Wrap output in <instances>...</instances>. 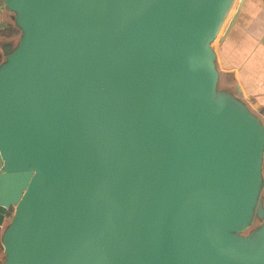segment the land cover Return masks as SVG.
Returning <instances> with one entry per match:
<instances>
[{"label": "water", "instance_id": "obj_1", "mask_svg": "<svg viewBox=\"0 0 264 264\" xmlns=\"http://www.w3.org/2000/svg\"><path fill=\"white\" fill-rule=\"evenodd\" d=\"M233 2L1 0L0 264H264V124L212 46Z\"/></svg>", "mask_w": 264, "mask_h": 264}, {"label": "crops", "instance_id": "obj_2", "mask_svg": "<svg viewBox=\"0 0 264 264\" xmlns=\"http://www.w3.org/2000/svg\"><path fill=\"white\" fill-rule=\"evenodd\" d=\"M212 46L219 84L236 88L250 109L264 107V0H237Z\"/></svg>", "mask_w": 264, "mask_h": 264}, {"label": "rangeland", "instance_id": "obj_3", "mask_svg": "<svg viewBox=\"0 0 264 264\" xmlns=\"http://www.w3.org/2000/svg\"><path fill=\"white\" fill-rule=\"evenodd\" d=\"M236 1L237 0H235L234 2H233V4H232V6H231V8H230V10H229V12L231 11V9H233V7L235 6V4H236ZM229 12H228V14H227V16L229 15ZM227 16H226V18H227ZM8 20V19H7ZM6 21H4L3 22V25L0 27V30H1V32H3V33H6L9 29H8V26H7V24L8 23H5ZM9 22H10V19H9ZM12 24V23H11ZM13 25V24H12ZM14 27V26H13ZM10 37H8L9 39H12V40H15L16 38H17V36H18V30L14 27L13 28V30L11 31V34L9 35ZM0 38H2V37H0ZM215 42V39H214V41L212 42V45H213V43ZM1 52V51H0ZM1 57H2V55L0 56V59H1ZM263 177H264V172H263ZM262 195H263V200H264V185H263V189H262ZM0 255H1V247H0Z\"/></svg>", "mask_w": 264, "mask_h": 264}, {"label": "built area", "instance_id": "obj_4", "mask_svg": "<svg viewBox=\"0 0 264 264\" xmlns=\"http://www.w3.org/2000/svg\"><path fill=\"white\" fill-rule=\"evenodd\" d=\"M4 12H5V10L3 9L2 3L0 1V27L3 25L4 19H5L4 15H3ZM256 112L258 113V115L260 116V118L264 124V107L258 109Z\"/></svg>", "mask_w": 264, "mask_h": 264}, {"label": "trees", "instance_id": "obj_5", "mask_svg": "<svg viewBox=\"0 0 264 264\" xmlns=\"http://www.w3.org/2000/svg\"><path fill=\"white\" fill-rule=\"evenodd\" d=\"M1 1V0H0ZM7 26H8V31L6 32V33H3V32H1V30H0V35H1V37L2 38H8V37H10L9 35L11 34V31L13 30V25L11 24V22H9L8 24H7ZM0 56H1V52H0ZM9 212V211H8Z\"/></svg>", "mask_w": 264, "mask_h": 264}, {"label": "flooded vegetation", "instance_id": "obj_6", "mask_svg": "<svg viewBox=\"0 0 264 264\" xmlns=\"http://www.w3.org/2000/svg\"><path fill=\"white\" fill-rule=\"evenodd\" d=\"M262 172H264V158H263V164H262ZM11 211V210H10ZM10 211L6 214V216L9 215Z\"/></svg>", "mask_w": 264, "mask_h": 264}, {"label": "bare ground", "instance_id": "obj_7", "mask_svg": "<svg viewBox=\"0 0 264 264\" xmlns=\"http://www.w3.org/2000/svg\"><path fill=\"white\" fill-rule=\"evenodd\" d=\"M235 1V0H234Z\"/></svg>", "mask_w": 264, "mask_h": 264}]
</instances>
